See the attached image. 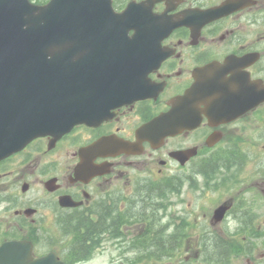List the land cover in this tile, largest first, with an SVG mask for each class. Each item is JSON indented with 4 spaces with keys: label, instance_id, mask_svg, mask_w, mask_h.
Listing matches in <instances>:
<instances>
[{
    "label": "flooded vegetation",
    "instance_id": "1",
    "mask_svg": "<svg viewBox=\"0 0 264 264\" xmlns=\"http://www.w3.org/2000/svg\"><path fill=\"white\" fill-rule=\"evenodd\" d=\"M93 1V17L78 16L93 21L79 31L117 27L126 41L111 58L132 70L118 85L77 94L75 115L85 118L68 132L0 161V216L10 215L0 226L43 229L46 237H25L33 257L53 251L64 264H86L119 237L134 252L125 261L264 264V218L254 221L264 173L246 156L264 143V0ZM106 45L98 47L116 53ZM171 108L176 130L160 139L156 118ZM30 190L29 204L10 211Z\"/></svg>",
    "mask_w": 264,
    "mask_h": 264
},
{
    "label": "water",
    "instance_id": "2",
    "mask_svg": "<svg viewBox=\"0 0 264 264\" xmlns=\"http://www.w3.org/2000/svg\"><path fill=\"white\" fill-rule=\"evenodd\" d=\"M82 3L85 6L86 0ZM79 13L77 0L43 5L0 0V159L36 136L59 135L83 118L75 115L77 94L90 95L129 77L131 68L117 64L98 47L107 46L109 39L115 52L126 41L117 27L109 35L87 33L85 57L75 59L81 53L74 32ZM172 118L169 113L157 122L160 136L174 131ZM0 264L63 263L53 252L34 259L29 241L8 240L0 245Z\"/></svg>",
    "mask_w": 264,
    "mask_h": 264
},
{
    "label": "rangeland",
    "instance_id": "3",
    "mask_svg": "<svg viewBox=\"0 0 264 264\" xmlns=\"http://www.w3.org/2000/svg\"><path fill=\"white\" fill-rule=\"evenodd\" d=\"M263 141V134L262 133H258V145L260 143H262ZM247 157H251V158H257V163L259 165V168L261 170L262 173H264V153L262 152V150L258 147V150L256 149H251V150H246ZM264 174H260L259 178H263ZM36 195V191L35 190H30V191H26V192H22L19 193L18 197H17V204H12L10 211L14 210V209H18L19 207H21L23 204H29L30 201H26V200H31L34 196ZM170 198V196H169ZM168 198V199H169ZM2 199V195L0 200ZM41 201H43V198H40ZM6 203L4 201L0 202V211L1 208L5 205ZM44 206L40 207V212L44 211ZM256 214L259 216L260 220H254L257 221V223H260L261 219L264 218V197L263 198H259L258 199V206L256 207ZM171 213H172V207L170 205V200H168L167 202V206L164 207L163 209V213H162V225L167 224L168 221H170L171 218ZM11 214V213H10ZM255 215V214H254ZM10 217V215L8 214H2V216H0V219H8ZM35 222H41L43 223V214H36L34 216ZM5 225H3L2 227L0 226V237H10L11 234H16L18 236L22 235L21 233L24 231H17L15 232V230H12V233L10 231V229H5ZM159 231V235L160 232L163 236L168 235L171 232L170 228H164L162 230H157ZM215 231V230H214ZM26 235H30L32 232H25ZM39 234L44 237L45 233L44 230L41 229L39 231ZM46 237V236H45ZM34 238H36V234H34ZM121 237L116 238V239H112V244H105V246H101L102 248H109V251H105L102 255L99 254V252L95 251L94 252V256L86 262V264H149L151 261L149 260H143L140 261L144 258H139L137 261H125V259L123 258V255H129V256H133L134 252L132 250H127L129 249L128 247V242H129V238H126V241L120 240ZM46 240V238H45ZM37 241H39V239H37ZM40 243H42L41 241H39ZM47 243H52V241L47 240ZM126 246V248H125ZM125 248V249H124ZM124 249V250H123ZM139 252H136V254H138ZM112 255V260L109 259V256ZM156 264V263H154Z\"/></svg>",
    "mask_w": 264,
    "mask_h": 264
}]
</instances>
